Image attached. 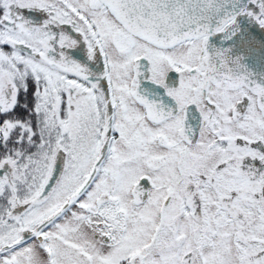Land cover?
I'll return each instance as SVG.
<instances>
[{
	"label": "snow or ice",
	"instance_id": "1",
	"mask_svg": "<svg viewBox=\"0 0 264 264\" xmlns=\"http://www.w3.org/2000/svg\"><path fill=\"white\" fill-rule=\"evenodd\" d=\"M0 264H264V0H0Z\"/></svg>",
	"mask_w": 264,
	"mask_h": 264
}]
</instances>
